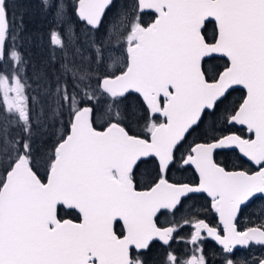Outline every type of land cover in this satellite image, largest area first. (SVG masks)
<instances>
[{
	"label": "snow or ice",
	"instance_id": "obj_1",
	"mask_svg": "<svg viewBox=\"0 0 264 264\" xmlns=\"http://www.w3.org/2000/svg\"><path fill=\"white\" fill-rule=\"evenodd\" d=\"M110 3L78 0L77 15L96 28ZM145 10L157 16L146 27L130 21L125 71L109 76L70 69L79 76V91L70 95L67 85L57 87L56 103L67 107L70 130L48 158L44 183L33 167L30 99L20 77L22 61L14 48L5 50L9 11L7 0H0V60L7 57L16 65L13 75L0 74V106L23 133L12 144L14 159L0 176V264H146L140 257L152 242L168 245L180 227H158L154 217L174 213L185 198L199 193L211 198L225 231L221 236L204 220H185L193 229L188 243L194 246L186 264H206L203 255L195 254L202 232L225 252L236 245L264 244V226L241 232L233 224L242 204L264 195V0H135L132 15ZM212 21L216 30L208 39L204 31ZM50 39L64 47L58 33ZM217 55L226 57L228 64L210 75L213 69L205 65ZM98 60L102 62L99 50ZM233 85L242 86L247 95L227 122L246 126L254 138L212 137L195 144L178 161L176 153L186 136L196 132L206 116L216 114ZM129 92L139 93L147 105L144 119L150 142L129 134L121 124L119 106ZM98 96L108 98L103 131L93 127ZM156 113L165 122H151ZM232 148L258 171L230 172L219 166L215 151ZM148 159L155 175L147 190L138 191L136 169ZM175 164L193 166L199 182H171L167 174ZM60 213H78L81 222L63 219ZM121 222L118 236L114 228ZM168 260L176 264L175 256L169 254Z\"/></svg>",
	"mask_w": 264,
	"mask_h": 264
},
{
	"label": "rangeland",
	"instance_id": "obj_2",
	"mask_svg": "<svg viewBox=\"0 0 264 264\" xmlns=\"http://www.w3.org/2000/svg\"><path fill=\"white\" fill-rule=\"evenodd\" d=\"M7 3L10 12L15 13L16 10L21 13L27 12L29 13L28 18L32 22L35 21L37 14L39 16L36 20V27L28 28V31L25 32V38L23 39L25 40L23 43H25L27 47L30 45L29 37L34 35V45H37L38 49L31 53L16 51L19 53L22 61V65L20 66V77L26 85V93L30 99V109H32L33 164L41 175L43 171L45 175L48 166L45 169L43 168L47 150L44 140L48 141L49 138H58L60 131L59 127H62V123L65 121L63 111L58 107L55 101L52 109H55L58 120L55 119L53 121L54 125L51 126V111L47 100L48 95L46 94L50 93L51 87L55 93L57 87L63 89L62 81L67 76H69L70 79L72 77L75 78L78 82L79 76L74 77L73 71L70 69H90V64L88 68L85 67L88 63H91V70L96 73V75L111 74L112 76L124 69L126 35L131 28L130 21L136 22L137 17L135 18L133 15L129 16L131 9L126 5V0L120 1L114 13L110 15L108 21L103 23L98 30L100 36L96 39L93 35L87 34L85 29L79 24L77 25L75 22L71 23L67 20L65 12L71 9V0H7ZM46 27L48 31L46 39L41 41L42 32ZM53 32L58 33L63 39V48L52 44L50 36ZM18 37L15 41L11 40V43H9L5 49L6 52L7 49L14 48L17 43H21V41H18ZM48 41L50 43L49 45L47 44ZM98 50L102 56V62L98 60ZM28 51H30L29 48ZM66 55L70 56L72 60L71 63L73 62L72 65L74 64L69 67L70 69H67L64 65ZM40 57L41 59H39ZM90 57H92V62ZM52 58L56 59V65L53 66L54 68H52L51 65ZM0 61V66L3 70L0 74L13 75L16 65L8 60L7 57ZM58 62L60 65H57ZM47 64L50 66L48 70L46 69V67H48ZM205 67L209 68L208 65H205ZM96 75L93 77H96ZM73 89L76 91L79 90L76 89V86L73 87ZM93 104L97 107V122L105 121L104 117L107 116L108 111L107 104L105 102L102 103L100 96H98V101ZM123 104L126 105L128 110L126 113L121 112L123 115L122 122H125L133 131L146 134V123H142L143 120L140 123L135 120L138 119L136 109L130 106L129 103L123 102ZM0 107L4 113L12 116L3 106ZM212 119L213 118L210 120ZM218 120L219 117L216 116L206 127L217 126L215 128V130H217L215 133H218ZM157 121V118L152 117L151 122L157 123ZM206 130L208 134L213 132L209 129ZM147 181L148 178H143L141 183H146ZM258 208L259 223L264 226V203L259 202Z\"/></svg>",
	"mask_w": 264,
	"mask_h": 264
},
{
	"label": "flooded vegetation",
	"instance_id": "obj_3",
	"mask_svg": "<svg viewBox=\"0 0 264 264\" xmlns=\"http://www.w3.org/2000/svg\"><path fill=\"white\" fill-rule=\"evenodd\" d=\"M74 8H75V4L72 8V12L76 17L74 13ZM147 12L149 14L151 13L150 20H147L145 16ZM131 13H133V11L129 12V16H132ZM65 15L67 17V20L69 21L68 18L72 17L71 9L69 11H66ZM134 17L135 18L137 17L136 22H139L142 26L146 27L149 24H151L154 14L149 11H143L137 13V15H135ZM214 33H215V28L213 29V35ZM125 47L126 44L124 46V54H125ZM125 65H126V56H125ZM109 76H111V74ZM128 94L134 97L136 102L139 103L147 113V110L142 104L139 97L133 93H126V96ZM233 111L231 113H233ZM152 117L158 119L157 123L163 121V119L159 115H153ZM227 126H228L227 127L228 130L226 132H222L218 134H204V137L195 134L187 135L186 139L182 142L179 151H177L176 153L177 160L179 161L181 156H186L188 152H190V149L194 144L199 142L201 143L210 142L212 137H219L221 135H225L229 133L240 135L243 138H249L250 136L253 137V134L249 133L243 127H237L234 124H229L228 122H227ZM126 130L128 131L127 128ZM129 134L132 133L129 132ZM135 136L147 140L148 133L146 134L140 133L139 135H135ZM214 160L219 166L225 168L226 171H245L248 174H252L258 170L257 166L252 165L245 158L241 157L235 149L216 150L214 153ZM154 175L155 173L153 172L152 168L143 167L140 168V170L136 169V177H135L136 188L147 189L152 183V178ZM167 175H168V179L171 182H177V181L184 183L198 182V177L190 166H181L179 164H175L172 166L171 170L168 172ZM143 178L145 179L148 178V181L146 183H141ZM259 202L264 203V198L256 196L240 207V209L237 211V215L235 219L233 220V224L236 227L237 231L243 232L251 227L259 228L262 226L259 223V211H258ZM62 218H68V217L62 216ZM193 219L204 220V222L207 223L210 227L215 228L221 236L224 235V231H225L224 225L220 221H218L217 214L211 207V198L206 196L204 193L194 194L193 198L191 199L185 198L183 204L179 205L178 209L175 210L174 213L165 211L164 215H160L158 213L157 216L154 217V222L157 224L158 227H170L173 225H180V227H178V230L174 233V238L169 242L168 245H165L161 241L156 240L152 242L150 249L146 252V255L140 257V259L145 260L146 264H169L168 257L169 254H171L175 256L176 264H186V261L189 260L194 254V246L191 243H188V241L191 238V233L193 229L190 224L185 225L184 221L193 220ZM114 231L119 236L120 233L122 232V226L115 227ZM201 235L203 236V239L198 242L199 250L196 251L195 254L203 255L206 260V264H227L228 260H232L233 264H257L258 261L264 256V246H260L258 244L251 242L248 246L237 245L233 248L232 252H225L223 250V246L218 245L213 238L208 236L207 232H202ZM131 253L133 258L135 259L136 256H135L134 248L131 250Z\"/></svg>",
	"mask_w": 264,
	"mask_h": 264
},
{
	"label": "trees",
	"instance_id": "obj_4",
	"mask_svg": "<svg viewBox=\"0 0 264 264\" xmlns=\"http://www.w3.org/2000/svg\"><path fill=\"white\" fill-rule=\"evenodd\" d=\"M75 1L76 0H71V15H72V17L68 18L69 21L71 23L75 22L77 25L79 24L82 28L85 29L87 34L93 35L96 39H98L100 36V34L98 33V30L100 29V27L102 26L103 23L108 21L110 15L112 13H114V10L116 9L117 5L122 0H112L110 5L106 8L105 12L103 13L99 26L95 29L86 26L83 22L76 19V17L74 16V14L72 12V8L75 4ZM126 1H127L126 5L128 6V8L131 9V11H133L134 5H135L134 0H126ZM20 5H22V4H20ZM28 16H29V13H27V12L21 13L20 11L16 10L15 13H12L9 11V18H8L9 34L7 37V43H6L5 49L7 48L8 44L11 43V40L15 41L18 36H19L18 41H21V43L16 44V47H14L15 50H18L20 52H25V53H27V52L31 53V52H35L38 49V46L34 45V42H35L33 40L34 35H31L29 37L30 45H28L26 47V44L23 43V41L25 42V40H23L25 38V34H26L25 32L28 31V28H35L36 27V25H35V24H37L36 20H37V17H39L37 14L35 21L32 22L29 20ZM145 16H146L147 20L151 19V13L149 14L147 12V14ZM47 26H48V24H47ZM42 27L45 28L44 26H42ZM213 29L214 28H213L212 22L207 23V27H206V30L204 31V34L207 36L208 39L212 38ZM47 33H48V31H47V27H46V29L42 32L41 39H40L41 41L46 39ZM47 44L48 45L50 44L49 41ZM28 48L30 51H28ZM65 58H64L65 59L64 65L67 69H70L69 67L73 66L74 64L72 65L73 62L71 63L72 60H71L69 55H66ZM39 59H41V57ZM90 59L92 62V57H90ZM55 61H56L55 58L51 59L52 68H54L53 66L56 65ZM225 63L226 62L223 58L216 57L210 63L206 64L209 66V68L213 69V72L210 73V75L215 74L216 71H219L220 69H222L225 66ZM0 64H1V61H0ZM89 64H90V69H92L91 63H88L85 67L88 68ZM57 65H60L59 62L57 63ZM49 67L50 66L48 65V67H46V69L48 70ZM2 71L3 70L0 66V73ZM76 83H77V80L75 78L72 77L70 79L69 76H67L62 81V86L64 87L65 85H67L68 92L71 95L72 91H74L73 87L76 86ZM91 83H92V86L95 87L96 77H92ZM242 94H243V91L240 89L230 90L228 92V95H227V100L217 108L216 114L211 115V116H206L203 124H201L200 127L197 129V131L192 133V135L195 134V135H201V137H204V134H208L206 129L212 130L213 132L211 134H218V133L226 132L228 130V128H227L228 126H227V122H226L227 116L229 113H231L235 109L240 98L242 97ZM46 95H48L47 100H48L49 108L51 111V121H52L51 126H53L54 125L53 121L55 119L58 120V115L56 114L55 109H52V106L54 105V103L56 101V93L53 92V88L51 87L50 93H47ZM100 97H101L102 103L108 99L105 96H100ZM126 97H127V99L124 102L129 103L130 106H132L136 109V114L138 115V119H135L136 122L140 123L143 120L142 123H146V121L144 119V116L146 115V111L144 110V108H142L141 105L136 102L135 98L130 96V94H128ZM120 106H121L120 107L121 112L126 113L128 110V108H126V105L122 103ZM93 107L95 108V113L92 117L93 127L97 128V129L103 128L104 126L107 125V116L104 117L105 121L97 122V120H98V117L96 116L97 115V113H96L97 107L94 106V104H93ZM30 110H31V115H32V109H30ZM62 111H63V115L65 116V121L62 123V127H59L60 131H59L58 138H55V139L49 138L48 141L44 140V142L46 144L45 148H47L46 159L44 160L45 162L43 165L44 169L47 168V166H48V158L52 154L55 144L66 133L67 128H68L70 117L68 114L67 107L63 108ZM216 116L219 117V120H218L219 131H218V133H215L217 131V130H215V128L217 126H212V127L210 126L208 128L206 127L209 122H211L214 118H216ZM66 117H67V119H66ZM211 118H213V119L210 120ZM31 120H32V118H31ZM121 124H122V126L126 127L130 133L135 134V135L140 134V133H138V131L131 130L125 122L121 121ZM22 134L23 133H22L21 129L15 123L14 118L12 116L4 113L0 107V176L4 175L5 170L8 168L10 161L12 159H14L12 144L16 140H18ZM33 167L36 170L34 164H33ZM143 167L153 169L152 161L150 159H148L147 163L141 164L137 170H140V168H143ZM37 173H38L39 178H41V179L44 178V176H45L44 171H43L42 175L38 171H37ZM65 212H67V210H65ZM60 215H61V217L64 216V217H68L71 219H76V217H77L76 213L67 214V215L65 213H60Z\"/></svg>",
	"mask_w": 264,
	"mask_h": 264
},
{
	"label": "water",
	"instance_id": "obj_5",
	"mask_svg": "<svg viewBox=\"0 0 264 264\" xmlns=\"http://www.w3.org/2000/svg\"><path fill=\"white\" fill-rule=\"evenodd\" d=\"M111 2H112V0H111ZM77 5H78V0H76L75 1V8H74V13H75V15H76V17H77V19L79 20V21H81V22H83L85 25H87L84 21H82V20H80V18H79V16L77 15V11H76V8H77ZM110 5V4H109ZM108 5V6H109ZM107 8V7H106ZM106 10V9H105ZM145 11H149V12H152L153 14H154V17H153V20H152V22L151 23H153L154 21H155V19H156V16H157V14L154 12V11H152V10H145ZM103 15V14H102ZM102 18V17H101ZM212 23H213V25H214V28H215V22L214 21H212ZM150 25V24H149ZM87 26H89V25H87ZM90 28H92L91 26H89ZM98 27V26H97ZM96 27V28H97ZM93 29H95V28H93ZM216 30V29H215ZM125 56H126V63H127V52H126V47H125ZM216 57H221V56H216ZM221 58H223L225 61H226V65L228 64V61H227V58L226 57H221ZM226 67V66H225ZM225 67H223L219 72H222V71H224V69H225ZM126 70V68H124L121 72H118V73H116V74H114V75H112V76H116V75H120L123 71H125ZM232 89H240V90H242L243 91V97H242V99L240 100V102H239V104L237 105V107L235 108V110L236 109H238V107H239V105L243 102V100H244V98L246 97V95H247V91H246V89H244L242 86H240V85H233L232 86V88H230L229 90H232ZM129 93H133V94H135V95H137L138 97H139V99L141 100V102H142V104L144 105V107L146 108V110H147V105H146V103L144 102V100H143V97H141L140 96V94L139 93H136V92H129ZM234 112V111H233ZM153 115H159V113H156V114H153ZM160 116V115H159ZM162 119H163V121H161V122H159V123H162V122H165V120H164V118L162 117V116H160ZM235 126H237V127H243V128H245L246 129V126H242V125H235ZM107 127V125L104 127V128H102V129H96L97 131H103V130H105V128ZM70 130V128H69V125H68V129H67V132ZM247 130V129H246ZM67 132H66V134H67ZM65 134V135H66ZM229 134H234V133H229ZM229 134H225V135H229ZM132 135V134H131ZM135 136V135H134ZM138 137V136H137ZM140 138V137H139ZM252 138H254V135H253V137ZM150 139H151V137H150V135L148 134V138H147V140L150 142ZM199 143H201V142H199ZM199 143H196V144H199ZM195 145V144H194ZM193 145V146H194ZM192 146V147H193ZM191 147V148H192ZM54 149V148H53ZM232 149H234V148H232ZM191 150V149H190ZM217 150H219V149H217ZM236 151H237V153L241 156V157H243L242 156V154L239 152V150L238 149H235ZM243 158H245V157H243ZM145 159H147V158H145ZM246 160H247V158H245ZM190 166V165H189ZM193 170H194V172L196 173V171H195V169H194V167L193 166H190ZM258 171V170H257ZM231 172V171H230ZM255 173V172H254ZM254 173H252V174H254ZM5 174V173H4ZM196 175H197V177H198V174L196 173ZM47 178H48V170H47V172H46V176H45V179H44V183H47ZM198 182H199V177H198ZM197 182V183H198ZM138 191H144V190H147V189H137ZM206 196H207V194L206 193H204ZM257 196H259V197H263L264 198V195H261V194H257ZM254 197H256V196H254ZM254 197H251V198H249V200H251L252 198H254ZM248 200V201H249ZM248 201H246L244 204H246ZM244 204H242L241 206H243ZM240 206V207H241ZM77 214V216H79V214L78 213H76ZM217 214V213H216ZM217 218H218V221H220V218H219V215L217 214ZM64 219H68V218H64ZM68 220H71V219H68ZM73 222H75V223H79V222H81L80 221V219H78V220H72ZM221 222V221H220ZM223 224V223H222ZM121 226H122V222H121ZM249 229V228H248ZM122 238V237H121ZM217 243V242H216ZM252 243H255V242H252ZM218 244V243H217ZM255 244H257V243H255ZM218 245H220V244H218ZM258 245H260V246H264V244H258ZM220 246H222V245H220ZM237 246V245H236ZM238 246H241V245H238ZM262 261H264V256H263V258H261L259 261H258V263L257 264H262Z\"/></svg>",
	"mask_w": 264,
	"mask_h": 264
}]
</instances>
